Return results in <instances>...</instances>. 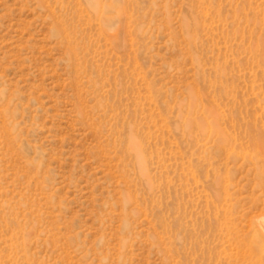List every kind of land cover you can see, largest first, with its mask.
Returning a JSON list of instances; mask_svg holds the SVG:
<instances>
[{"label": "rangeland", "instance_id": "1", "mask_svg": "<svg viewBox=\"0 0 264 264\" xmlns=\"http://www.w3.org/2000/svg\"><path fill=\"white\" fill-rule=\"evenodd\" d=\"M264 0H0V264H264Z\"/></svg>", "mask_w": 264, "mask_h": 264}, {"label": "bare ground", "instance_id": "2", "mask_svg": "<svg viewBox=\"0 0 264 264\" xmlns=\"http://www.w3.org/2000/svg\"><path fill=\"white\" fill-rule=\"evenodd\" d=\"M262 233H264V224H263V227H262Z\"/></svg>", "mask_w": 264, "mask_h": 264}]
</instances>
